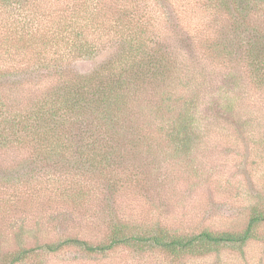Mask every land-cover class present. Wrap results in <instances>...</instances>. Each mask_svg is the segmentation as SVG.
<instances>
[{"label": "rangeland", "instance_id": "374dc122", "mask_svg": "<svg viewBox=\"0 0 264 264\" xmlns=\"http://www.w3.org/2000/svg\"><path fill=\"white\" fill-rule=\"evenodd\" d=\"M160 4L148 1L164 51H172V60L188 74L185 81H191L183 86L182 75L175 72L169 88L178 94L189 89L195 96L196 133L191 134L189 147L176 148L161 129L169 122L164 110L156 122L145 121L147 137L129 138V147L121 150L111 181H118L115 188L97 176L78 175L75 188L67 192L59 188L70 183L61 174L63 185L55 177L41 175L28 184L7 181L6 177L27 172L17 168L30 151L1 149L0 262L21 246L67 237L105 242L112 222L119 218L142 232L191 235L204 230L241 232L255 206L264 210V85L246 63L243 35L228 12L213 7L215 0H169L163 3L165 8ZM168 11L173 13V24H179L178 32L166 17ZM250 23L264 27V10L253 14ZM214 39L226 41L232 53L214 49ZM77 66L86 71L92 63L82 60ZM35 83L6 84L0 94L27 100ZM162 90L156 83L148 86L144 95L151 101L146 107H156ZM228 97L233 99L232 107ZM173 106L179 111L183 101L174 100ZM147 114L151 121L148 110ZM22 228L26 239L19 245L16 233ZM257 232L259 237L241 249L220 247L205 255L137 253L127 248L91 255L71 247L54 253L38 249L17 264H264V221Z\"/></svg>", "mask_w": 264, "mask_h": 264}, {"label": "trees", "instance_id": "16d2710c", "mask_svg": "<svg viewBox=\"0 0 264 264\" xmlns=\"http://www.w3.org/2000/svg\"><path fill=\"white\" fill-rule=\"evenodd\" d=\"M148 1L164 6L169 0H0V87L36 82L27 100L0 94V150L30 151L17 168L27 172L6 177L7 181L28 184L41 175L55 177L60 183L63 175L64 182H70L59 187L63 192L75 188L78 175L111 182L129 138L147 137L145 121L156 122L164 110L169 122L161 129L176 148L189 147L191 134L196 133L195 96L188 88L178 94L169 88V80L176 72L182 75L179 82L183 86L191 81H185L188 74L172 60V51L167 47L164 51L157 17L150 11L153 8L149 10ZM214 5L228 12L240 30L246 63L256 81L264 85V27L250 23L253 14L264 10V0H215ZM166 17L176 30L179 24H173L172 11ZM211 45L232 53L226 41L214 39ZM82 60L91 62L92 67L80 70L77 64ZM155 83L163 90L152 109L146 107L151 99L144 94ZM174 100L183 101L179 111ZM227 100L232 107L233 99ZM117 182H111L114 188ZM263 221L264 210L255 206L241 232L204 230L174 235L162 230L142 232L119 218L112 222L105 242L93 244L67 237L21 246L6 253L0 264L23 262L38 249L54 253L71 247L91 255L118 248L137 253L158 250L172 256L205 255L220 247L241 249L259 237L257 227ZM25 234L24 228L16 233L19 245L24 244Z\"/></svg>", "mask_w": 264, "mask_h": 264}]
</instances>
